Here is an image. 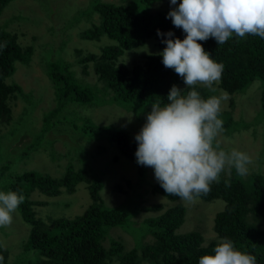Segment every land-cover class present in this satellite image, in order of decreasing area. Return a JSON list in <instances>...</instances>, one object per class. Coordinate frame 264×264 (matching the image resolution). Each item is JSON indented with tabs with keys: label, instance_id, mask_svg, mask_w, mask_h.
I'll list each match as a JSON object with an SVG mask.
<instances>
[{
	"label": "trees",
	"instance_id": "1",
	"mask_svg": "<svg viewBox=\"0 0 264 264\" xmlns=\"http://www.w3.org/2000/svg\"><path fill=\"white\" fill-rule=\"evenodd\" d=\"M10 0H0V10ZM152 0H139L140 7L133 8L129 3L125 6L110 2L92 0L87 15L96 13L97 22L81 32V36L90 40L105 39L108 43L100 47L97 55L87 53L81 57L83 68L92 62L93 73L97 76L108 92L78 81L67 63L53 64L48 62L45 70L54 89L55 105L44 115V125L38 134H34L27 149L39 145L44 133L49 131L60 108L68 103L79 106H93L105 103L125 104L135 102L142 110H147L152 104L161 107L168 103L167 94L175 85L186 93L189 89L181 87L183 79L173 69L165 68L162 57L158 54H147L142 64H134L130 68L116 63V58L125 50L139 46L149 38L154 39V46L164 49L163 36L157 35L171 31L174 38L184 39L185 33L176 28L170 18H166L170 7L165 10L150 13L145 5ZM172 38V37H169ZM200 43L211 58L223 65L218 86L229 94L243 90L251 81L260 82V107L264 119V39L246 34L244 38L233 35L224 44H217L209 37ZM0 124L8 123L11 110L7 104L8 98H13L21 92L17 83H7V78L14 71L15 62H26L31 52L30 47L21 46L14 33L0 25ZM195 90L202 98H207L206 89L196 85ZM107 96V97H106ZM106 97V98H105ZM223 129L231 121L229 111L224 112ZM76 137L84 142L94 139L96 130L110 133L108 138L114 142L119 154L131 160H136L137 142L129 139L124 130H107L97 127L84 117L79 124L74 119L69 122ZM96 134V133H95ZM113 139H111V138ZM52 141V139H50ZM36 142V143H35ZM85 162L83 161V166ZM140 170V165L137 166ZM228 175L220 174L219 183L211 184V191L200 199L204 201L221 200L223 207L213 218L212 230L216 239L205 242L196 230L178 233L176 230L184 219V207L180 203L170 206L160 213L148 215L141 219L144 226L143 235H149L150 243L140 246L137 255L133 247L124 250L122 242L107 237V231L117 227L129 232L132 224L130 216L153 208L159 210V205L139 206L136 199L135 209H127L122 205L107 206L99 193L101 183L90 180L83 168L74 169L67 162L65 172L59 179L35 177L31 172L10 175V183L5 186L11 191L24 196L19 212L23 220L30 224L25 251H32L36 259L31 264H138L144 260L146 264H198L201 256L212 254L219 239L228 237L237 250L256 257V264H264V177L259 174L249 179L237 175L236 170L229 167ZM2 177V174L0 175ZM9 175H6L8 177ZM225 180L230 187L225 186ZM78 182L86 184L90 202L84 210L72 218L59 217L47 223L34 220L33 211L27 199V194L34 189L44 192L47 196L58 195L63 189L71 193ZM118 191H122L120 186ZM153 193L165 197L169 201L181 199L164 192L159 184L151 188ZM141 207L137 209V207ZM131 232V231H130ZM129 235V234H128ZM104 240L107 245L104 246ZM0 264H9L7 253L0 249Z\"/></svg>",
	"mask_w": 264,
	"mask_h": 264
},
{
	"label": "rangeland",
	"instance_id": "2",
	"mask_svg": "<svg viewBox=\"0 0 264 264\" xmlns=\"http://www.w3.org/2000/svg\"><path fill=\"white\" fill-rule=\"evenodd\" d=\"M91 1L10 0L0 10V25L14 33L21 46L31 49L26 62L14 63V71L6 80L7 83H17L21 92L8 98L11 118L8 123L0 124V191H9L5 184L11 182L10 175L31 172L35 177L59 179L68 162L74 169L83 168L91 181L98 180L101 183L99 193L107 206L122 205L132 210L135 209L134 204L128 200L136 199V205L161 207L156 212L148 208L130 216L129 219L136 222L129 232L117 227L107 231V237L121 241L124 250L134 247L139 255L140 246L150 243L152 239L149 235H143L141 219L158 214L177 203L184 207L185 214L176 232L196 230L205 242L216 239L212 223L215 213L223 207L221 200L204 201L199 198L194 203H188L182 199L169 201L153 193L151 188L159 183L151 167L140 165L138 170L136 160L119 154L115 141L108 138L109 132L96 130L92 133L94 139L84 142L77 138L79 136L76 137V131L72 130L69 123L74 119L75 124H79L84 117H89L90 124L107 130H124L132 140L146 122L151 107L142 110L140 104L135 102L89 107L68 103L60 108L52 127L44 133L39 145L27 149L32 136L38 134L44 125V115L55 105L54 87L45 70L48 62H65L78 81L108 92L93 73L92 62L89 61L84 69L80 60L87 53L99 54L100 47L108 43L103 38L90 40L81 36V32L91 22H97L96 13L85 14ZM99 1L122 6L130 2L131 7H140L139 0ZM179 3L180 0H177V5ZM170 7L175 6L170 5L169 0H152L145 5V10L154 13ZM153 41L149 38L143 44L125 50L116 58V63L129 68L134 64H142L145 55L163 50L158 46L156 48ZM198 85L206 89L207 98L226 92L218 86V82L213 84L215 91L202 84ZM180 86L186 85L182 82ZM260 91V82L253 80L241 91L233 94L226 92L229 99L222 101L219 118L224 120V111H229L231 121L214 141L226 152L235 149L250 157L248 173L242 176L246 179L254 174L264 177V119L260 107ZM228 170L229 166H226L222 173L228 175ZM118 186L122 188L121 192L117 190ZM34 188L27 194V199L35 221L47 223L59 217L72 218L79 215L90 202L86 184L82 182L77 183L73 192L68 193L63 189L55 196H47ZM29 229L30 224L23 220L19 209L13 214L10 226L0 227V249L7 253L9 264H31L35 261L36 256L32 251L23 248ZM103 245H107L106 240ZM138 264L146 262L141 260Z\"/></svg>",
	"mask_w": 264,
	"mask_h": 264
},
{
	"label": "clouds",
	"instance_id": "3",
	"mask_svg": "<svg viewBox=\"0 0 264 264\" xmlns=\"http://www.w3.org/2000/svg\"><path fill=\"white\" fill-rule=\"evenodd\" d=\"M169 3L175 7L166 18L186 35L181 40L174 38L171 31L157 30L166 45L157 54L162 57L164 67L173 69L189 90L185 93L173 85L167 94V104L151 105L146 122L135 135V157L137 164L154 170V177L165 193L194 203L211 191L213 182L219 183L226 166L234 167L237 175L244 176L251 162L246 153L235 149L226 152L218 143L214 144L224 130L219 115L221 103L229 95L224 92L202 98L195 90L196 85L202 84L215 91L213 84L223 72V65L214 61L197 41L211 37L217 44H224L233 35L244 38L246 34L264 39V0H180L178 5L177 0H169ZM225 186L230 187L227 180ZM24 199L15 191H0V227L11 225L13 214ZM198 264H256V257L237 250L231 239L223 237L212 254L201 256Z\"/></svg>",
	"mask_w": 264,
	"mask_h": 264
}]
</instances>
